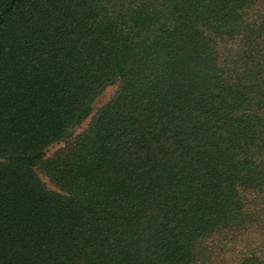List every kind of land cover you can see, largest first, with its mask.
Instances as JSON below:
<instances>
[{
  "label": "trees",
  "instance_id": "trees-1",
  "mask_svg": "<svg viewBox=\"0 0 264 264\" xmlns=\"http://www.w3.org/2000/svg\"><path fill=\"white\" fill-rule=\"evenodd\" d=\"M0 264H264V0H0Z\"/></svg>",
  "mask_w": 264,
  "mask_h": 264
},
{
  "label": "rangeland",
  "instance_id": "rangeland-1",
  "mask_svg": "<svg viewBox=\"0 0 264 264\" xmlns=\"http://www.w3.org/2000/svg\"><path fill=\"white\" fill-rule=\"evenodd\" d=\"M117 87L116 86H110L106 92L100 97V99L96 102V110L103 105L105 102H107L109 99H111V97L113 96V94L115 93ZM90 120H86L81 127H79L76 131H75V136L82 133L89 125ZM65 145V142L63 143H58L55 144L53 146L50 147L49 151H48V155L51 156L53 155L57 150H59L60 148H62ZM43 180L46 182L47 186L49 188L52 189H57V187L53 184V182L50 180V178L45 175V174H41Z\"/></svg>",
  "mask_w": 264,
  "mask_h": 264
}]
</instances>
